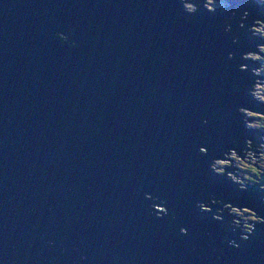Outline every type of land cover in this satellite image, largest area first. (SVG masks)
I'll return each mask as SVG.
<instances>
[{
	"label": "water",
	"instance_id": "1",
	"mask_svg": "<svg viewBox=\"0 0 264 264\" xmlns=\"http://www.w3.org/2000/svg\"><path fill=\"white\" fill-rule=\"evenodd\" d=\"M226 14L186 19L179 0H0L3 264H264V224L241 240L194 206L215 193L264 215L256 186L207 166L253 131L235 105L250 100L236 66L255 63L239 57L255 41L219 32ZM69 25L77 48L56 36ZM145 191L175 217L156 218Z\"/></svg>",
	"mask_w": 264,
	"mask_h": 264
},
{
	"label": "clouds",
	"instance_id": "2",
	"mask_svg": "<svg viewBox=\"0 0 264 264\" xmlns=\"http://www.w3.org/2000/svg\"><path fill=\"white\" fill-rule=\"evenodd\" d=\"M257 13L255 15L245 6H237L234 0H179L185 18L195 17L201 10L215 12L217 9L227 14L217 21L216 29L230 37L232 44H239L240 33L243 31L250 40L255 43L239 51L240 61H253L252 65L244 62L237 64V70L248 73L249 78L243 82V90H246L250 100L246 103L235 105V115L239 125L244 130H253L250 135L229 136L226 143L219 151L213 154L208 161L211 172L225 176L240 191H248L252 186L259 190V200L264 203V0H254ZM249 17H251L249 19ZM236 27L233 28V19ZM56 36L61 45L70 48L79 47L78 39H75V29L69 25L66 31H58ZM236 51L229 50L226 59L232 60ZM233 90L239 94L241 85L234 84ZM208 124L207 117L201 120ZM199 153L207 154L209 148L201 143L197 146ZM256 189H253L255 191ZM145 200L151 201L148 208L156 218L165 216L175 217V213L164 204L160 196L153 195L150 191L143 193ZM201 212H211V219L221 224L226 231L238 233L241 240H248L256 235L254 229L257 224H264V215L257 213L255 207L246 203H237L233 199L209 193L205 198L198 199L194 204ZM180 235H187L188 228L181 225L178 228ZM264 235V229L260 230ZM226 244L238 248L237 240L226 238ZM82 261L86 260L81 256ZM0 264L3 261L0 260Z\"/></svg>",
	"mask_w": 264,
	"mask_h": 264
}]
</instances>
